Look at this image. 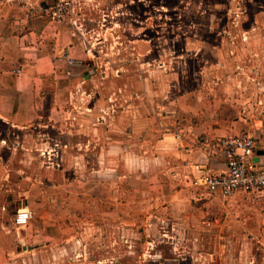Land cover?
Instances as JSON below:
<instances>
[{"label": "rangeland", "instance_id": "1", "mask_svg": "<svg viewBox=\"0 0 264 264\" xmlns=\"http://www.w3.org/2000/svg\"><path fill=\"white\" fill-rule=\"evenodd\" d=\"M73 3L69 19L89 50L91 79L82 87L88 95L76 94L87 101L66 115H93L129 145L140 121L135 143L144 147L169 132L179 144L181 128L199 122L264 137V0ZM235 118L241 126L232 132ZM85 142V130L72 137L0 121V264H264L255 221L264 193H234L230 206L188 188L176 198L146 185L140 195L131 186L120 193L112 174L103 192ZM24 207L32 220L18 227L14 215ZM42 208L50 215L40 235Z\"/></svg>", "mask_w": 264, "mask_h": 264}, {"label": "crops", "instance_id": "2", "mask_svg": "<svg viewBox=\"0 0 264 264\" xmlns=\"http://www.w3.org/2000/svg\"><path fill=\"white\" fill-rule=\"evenodd\" d=\"M52 1L41 0L39 7L27 11L20 6L18 0H0V121L17 130L50 127L72 137L78 131L85 130V152L96 156L94 161L102 171L100 185L104 188L103 192H107L108 187H113L112 181L110 183L103 179L105 175L112 174L116 178V190L120 193L131 186L133 194L140 195L144 185L149 190L164 187L172 198L181 195L182 191H188L184 188L194 193H205L189 187V181L203 172L222 170L224 161L207 153L201 146H196L195 141L202 134L212 138L214 135L221 137L241 132L231 133L229 129L220 128L221 124L218 128L214 127V130L200 122L195 126L185 124L181 128L185 137L178 138L182 139L179 144L175 135L169 132L163 134L158 141H153L151 146L144 147L140 142L135 143V130H139L140 121L139 125L135 120L133 122L134 140L129 145L125 135H120L119 131L110 133V128L102 125L97 118L95 121L93 115H66L74 111L77 101H87L83 98L76 99V94L91 79V61L88 57L89 50L82 48L76 40L73 21L51 20L49 8ZM83 91L88 95L85 89ZM100 118L104 116L101 115ZM241 119L232 120L229 127L233 126L232 132L238 129V125L241 126ZM81 121L85 123L82 124L84 130L79 128ZM255 137L264 143V137ZM128 158L132 162L131 172L126 170ZM146 160L149 164L148 173H142V163L146 165ZM158 161L164 164L161 168L152 166V162ZM91 181L94 183L93 179ZM259 192L264 193L257 191L248 194L259 195ZM222 198L227 199V205H233L232 197ZM260 202L261 209L255 216V221H260V229L264 233V199ZM208 204L211 202H207ZM24 208L30 210L28 207ZM107 214L108 212L105 213ZM49 215L50 212L42 208L40 235L44 233L43 227L49 224ZM215 221L211 217L207 223Z\"/></svg>", "mask_w": 264, "mask_h": 264}, {"label": "built area", "instance_id": "3", "mask_svg": "<svg viewBox=\"0 0 264 264\" xmlns=\"http://www.w3.org/2000/svg\"><path fill=\"white\" fill-rule=\"evenodd\" d=\"M20 6L29 11L39 7L41 0H18ZM73 13V0H53L49 8L51 20L66 21ZM201 147L207 153L223 159L220 171H206L195 177L192 185L208 195L228 197L234 193L264 191V166L254 162L258 151H264V143L250 133L201 139ZM32 218L27 208L19 209L14 223L25 227ZM210 223H207L209 225Z\"/></svg>", "mask_w": 264, "mask_h": 264}, {"label": "water", "instance_id": "4", "mask_svg": "<svg viewBox=\"0 0 264 264\" xmlns=\"http://www.w3.org/2000/svg\"><path fill=\"white\" fill-rule=\"evenodd\" d=\"M254 162L262 164L264 166V151H258L256 157H254Z\"/></svg>", "mask_w": 264, "mask_h": 264}]
</instances>
